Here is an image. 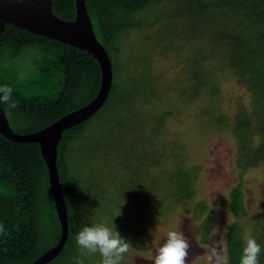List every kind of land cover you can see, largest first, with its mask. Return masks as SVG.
<instances>
[{"label":"rangeland","instance_id":"rangeland-1","mask_svg":"<svg viewBox=\"0 0 264 264\" xmlns=\"http://www.w3.org/2000/svg\"><path fill=\"white\" fill-rule=\"evenodd\" d=\"M172 8L162 1L138 12L140 27L117 36V53L109 50L117 87L110 103L118 101V108L96 119L83 146L75 144L69 152L82 200L73 229L78 233L86 225L113 223L132 245L121 264H153L168 232H182L191 243L188 264H208L213 246L227 257L225 234L236 220L229 207L230 190L241 184L244 214L239 222L244 235L261 245V264L264 162L238 166L241 151L235 129L238 114L252 113V93L215 42L218 20L183 13L156 22ZM248 43H243L242 56L252 55ZM259 55L264 56V39ZM10 65L22 77L36 71L30 52ZM192 69L199 76L204 73L202 83L193 79ZM124 92H134L140 100L127 101ZM167 109L170 114L154 134ZM258 142L254 132L251 145ZM178 167L193 174L190 194L182 192ZM80 258L75 242L61 264H78ZM83 259L84 264L101 262L98 253Z\"/></svg>","mask_w":264,"mask_h":264},{"label":"trees","instance_id":"trees-1","mask_svg":"<svg viewBox=\"0 0 264 264\" xmlns=\"http://www.w3.org/2000/svg\"><path fill=\"white\" fill-rule=\"evenodd\" d=\"M162 1L174 8L162 13L156 22L183 13L203 19L215 17L218 20L215 42L224 49L226 61L234 72L244 77L252 93V113L241 112L235 118L241 151L237 163L240 168H246L264 162V65H260L264 62V56L259 55L264 39V0H85V5L96 38L108 53L109 50L117 53V36L140 27L135 15L149 10L155 3L162 4ZM51 2L52 12L56 16L66 20L74 18V0ZM261 26L263 29L259 33ZM253 28V34H245ZM244 42H249L252 55L240 54ZM23 52H30L36 65V71L27 77L17 75L10 65ZM193 79L202 83L204 73L199 76L197 71L194 72ZM99 83V65L86 51L12 24H6L0 33V85L11 86L13 99L17 102V107L10 113L7 105L0 104V107L5 111L13 131L29 133L47 126L89 102L95 96ZM116 88L112 82L102 107L87 120L64 130L57 145L56 165L67 207L69 233L62 250L47 264H61L69 259L71 250L75 248L77 232L73 225L82 200L77 190L79 180L70 170L69 152L75 144L83 146L84 138L96 119L117 111L118 101L110 103ZM194 88L199 89L196 85ZM213 92H216L214 88ZM124 96L127 101L140 100L134 92H124ZM169 114L170 109L160 114L161 121L153 129L154 134L158 133L164 118ZM218 118L222 119L220 115ZM254 132L259 142L252 146ZM177 170L182 192L185 190L190 194L192 172L182 167ZM243 196L241 184L231 188L229 207L236 220L229 224L225 234L229 264H240L245 246V235L239 222L244 214ZM0 225H3L0 231V264L32 262L54 245L60 234L46 166L38 144L14 142L1 134ZM260 263L264 264V252Z\"/></svg>","mask_w":264,"mask_h":264},{"label":"water","instance_id":"water-1","mask_svg":"<svg viewBox=\"0 0 264 264\" xmlns=\"http://www.w3.org/2000/svg\"><path fill=\"white\" fill-rule=\"evenodd\" d=\"M51 0H0V33L12 24L37 35L82 49L94 57L100 68V83L95 96L86 104L69 111L47 126L29 133L12 130L0 107V134L18 142H35L47 171L48 183L59 222L58 241L28 264H47L64 247L69 233L68 215L56 165L57 145L64 130L87 120L106 101L112 85V62L106 48L98 41L86 9L85 0H74L75 16L62 19L52 12Z\"/></svg>","mask_w":264,"mask_h":264},{"label":"clouds","instance_id":"clouds-1","mask_svg":"<svg viewBox=\"0 0 264 264\" xmlns=\"http://www.w3.org/2000/svg\"><path fill=\"white\" fill-rule=\"evenodd\" d=\"M0 104L7 105L9 113L17 107L13 99V88L0 85ZM3 225H0V231ZM210 235L216 236V229ZM76 244L80 250L78 264H84L83 257L99 254L100 264H121L124 255L132 247L131 242L121 237L115 226H108L101 222L91 226H84L76 235ZM245 246L242 249L240 264H259L261 245L251 236H244ZM191 243L189 239L178 231H169L164 243L159 247L153 264H188ZM208 264H229L226 255L218 246H213L207 257Z\"/></svg>","mask_w":264,"mask_h":264}]
</instances>
